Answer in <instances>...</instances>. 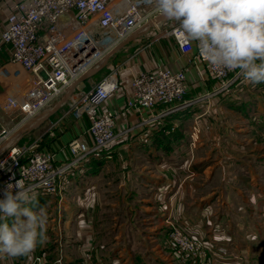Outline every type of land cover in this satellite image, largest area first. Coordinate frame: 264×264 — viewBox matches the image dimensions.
<instances>
[{
	"label": "rangeland",
	"instance_id": "374dc122",
	"mask_svg": "<svg viewBox=\"0 0 264 264\" xmlns=\"http://www.w3.org/2000/svg\"><path fill=\"white\" fill-rule=\"evenodd\" d=\"M176 24L178 23L173 21L171 26ZM168 30L170 29L153 31L144 44L150 45L152 40H160L159 37L172 38L164 36L168 34ZM133 51L134 49H131L129 53L132 54ZM121 56L117 63L121 62L124 55ZM9 57L5 64H0V131L5 132L24 121L26 115L16 108V104L20 105L19 100L23 99L20 97L21 94L36 81L33 75L25 73L19 66L12 64L11 54ZM110 63L112 64V61ZM110 63L105 64L101 71L74 89L72 98L67 99L40 127L15 141V145L24 150L21 166L26 167L27 163L24 159L34 154H49L53 157L51 169L58 173L59 166L54 164L52 151L55 145L51 147V143L54 136L59 138L64 136L65 132L70 133V126L69 129L68 127L63 129L64 126L60 124L59 120L62 118L69 124L79 119L85 124V135L89 142L84 138L80 141L78 137H74L64 144L66 151L73 158L75 153L70 149L72 140H78L82 144V149L94 144L92 124L85 113L78 112L83 105H73L76 102V95L88 94L98 81L116 72V70L109 71ZM214 81L216 83L214 82L206 90H196L191 96L187 94L185 99L194 102L186 108L180 118L170 119L172 113H167L169 106L160 105L155 108H159L161 116L152 125H155L159 132L151 131L153 134L149 135L151 138L148 148L135 146L134 142L127 145L123 143L124 139L129 142L137 135L129 126L118 129L119 114L105 106V103L116 93L100 108V113L108 110L115 112L112 129L117 137L109 148L97 152V155L104 156L102 158L104 164L102 162L103 166L99 169L100 207L94 212L95 219L93 216L90 220L93 224L89 228H83L81 232H84V236L81 241L75 240L76 237L71 240L73 244L80 242V246L85 245L81 250L82 264H88L89 261L95 264L92 253L94 249L102 248L101 246L105 249L100 251L107 253L109 250L120 255L119 260L125 262L124 264H159L154 259L156 256L163 261V264H215V259L210 256V251L215 249V242H211L203 233L208 215L204 217L199 206L201 203H207L210 198L214 204L209 210L210 214H220L221 209L226 207L227 213L224 216L234 222L236 219L244 221L242 236L244 233L252 237L249 240L230 242V249L243 241V248L248 253L243 264H264V83L256 84L258 88L247 91L242 89L245 84L243 77L225 90L221 89V82L215 79ZM245 85L250 86L248 83ZM62 97L52 99L44 110L52 109ZM127 100L128 98L125 101V109L149 112V116L141 120V123H147L146 126L151 125L148 124V120L158 114L152 113L155 109L150 111L127 109ZM256 103H259L261 110H256L258 109ZM41 112L35 116L40 115ZM44 129L47 132L43 133L41 141L32 139ZM49 135L52 142L50 138L47 139ZM14 139L9 137L3 144L0 143L1 151L13 145ZM120 142L122 144H118ZM109 154L122 156L106 159L105 156ZM10 162H12L11 158L8 163ZM138 175L153 177L160 175L165 180L163 186L167 191L173 187L170 192L165 191L161 199L164 206L168 201L174 202L172 205L174 208L179 206L182 213L179 218H171L175 209H170V212L166 208L163 209V213L160 214H164V217L159 215L160 219L149 214L153 211L151 203L154 202L152 200L154 190H151V185L146 184ZM58 176L54 182L58 186L57 193L41 197L50 196L47 200L54 202L60 200L63 196V181ZM4 178L6 180V177ZM147 185L151 193L144 188ZM178 186L183 188L177 195L175 190ZM147 205L150 208H146ZM93 228L96 239L92 236ZM71 229L74 231L76 227ZM246 229L250 232L247 233ZM87 233L92 237L90 242L87 241L85 235ZM52 241L54 247L51 251L56 249L59 258L54 262L61 264L62 243L58 237ZM232 249L228 254L229 257L234 256ZM22 257H5L0 259V264H40L41 262L45 264L42 255H34L31 258L29 255L25 256V259H21ZM119 264H122L121 261Z\"/></svg>",
	"mask_w": 264,
	"mask_h": 264
},
{
	"label": "built area",
	"instance_id": "2783aa9c",
	"mask_svg": "<svg viewBox=\"0 0 264 264\" xmlns=\"http://www.w3.org/2000/svg\"><path fill=\"white\" fill-rule=\"evenodd\" d=\"M158 13L155 4L149 0L16 1L7 17L0 40L8 46L12 64L19 66L25 73H30L36 80L21 94L23 99L19 100L20 105L16 104V108L26 115L22 122H29L43 111L52 99L66 90L70 81L80 78L85 70L100 62L108 49L121 44L133 33L141 32L145 24ZM63 14L68 19L59 22V17ZM169 29L164 36L172 37L182 54H192L193 59L204 64L210 76L222 83V90L242 79L239 70H222L209 64L202 56L197 42L187 40L179 30V24ZM111 76L101 79L73 105H83L78 112L85 113L89 118L94 144L82 149L78 140H72L70 149L75 153L74 161L59 167L57 173L51 169L53 157L49 154H34L24 159L26 167L21 166L24 150L12 142L13 145L0 152V199L3 198V190L7 184H15L18 180L23 181L26 187L32 186L38 195H54L57 193L58 186L54 182L58 175L59 179L63 178L71 165L109 148L115 142L117 136L112 129L115 112H99L106 100L120 90L117 78L113 83L109 82ZM131 84L133 88L126 102L127 109L150 111L166 105L170 107L167 111L170 114L186 109L194 102L185 99L189 85L184 70L172 71L157 67L138 73ZM160 116L158 113L148 120V124H153ZM15 126L8 132L0 131L1 144L9 137L16 139ZM81 150L84 152H79ZM10 158L12 162L8 163ZM37 261L40 263V260ZM88 264L92 263L89 261Z\"/></svg>",
	"mask_w": 264,
	"mask_h": 264
},
{
	"label": "crops",
	"instance_id": "0c3cea01",
	"mask_svg": "<svg viewBox=\"0 0 264 264\" xmlns=\"http://www.w3.org/2000/svg\"><path fill=\"white\" fill-rule=\"evenodd\" d=\"M16 1L18 0H0V36L6 26V20L9 13L11 12V8ZM161 15L162 14H157L152 17L151 20L145 24L143 30L140 32V35L138 37H136L127 45L111 54L107 61V63H110V61H112V64L110 63L109 65V71L111 72L112 70H116V72H118L117 77L119 81L120 90L105 103V106L109 109L117 111V114H119L117 117L118 129L121 127L123 128L129 126L130 129L133 130V133L137 135L134 140H131L129 142H126V140L124 139L123 143H125V145L134 142L135 146L137 145L148 148V145H150L149 141L151 138L149 137V135L153 134L151 133V131H155V133L159 132V129H157L155 125L151 124L146 126L141 124V120L147 118L149 116V112L136 110L131 111L126 110L124 107L125 101L130 94V82L132 78L135 77L138 73L153 70L157 67H165L172 71L184 70L189 85L188 96H191L193 93H195L196 90L199 91L208 89L215 82L214 79H212V77L210 76L204 64L198 62L196 59H193L192 54L184 55L179 51L173 38L167 39L164 37H159L160 40H152L150 42V45L149 43L144 44L145 41L151 36L153 31H157L159 29L165 30L171 27L173 20L166 19L164 21H158L157 23L152 22ZM131 49H134L132 54L129 53V50ZM147 49L151 51L156 50V52H149V50L147 51ZM122 54L124 56L123 58H121V62L117 63V61L120 59L119 57H122ZM9 56L10 54L8 46L2 44L0 40V64H5L9 60ZM102 69L103 68H101L99 71H101ZM84 81L79 82L74 87V89H76L79 85H83ZM243 82L245 84L248 83L245 80ZM245 84L244 86H242V89H245L247 91L252 88H258L256 84L251 85V83H248L250 84V86L247 87ZM66 93L64 95H66ZM56 103L53 105V107L56 105ZM256 104L258 108L256 110L258 111L260 109V107L258 106L259 103ZM52 110L53 108L49 110L45 109L41 112V114L43 113L42 115L40 114L34 116L29 122L22 124L19 130L25 127H29L31 123H37V121H44L49 119V117H51L49 113ZM185 110L186 109H181L179 111H176L175 113H172L170 119L180 118L182 116V113L185 112ZM159 111V108H157L152 113H159ZM63 115H65V113H63ZM65 120L66 119L63 120V118L59 120L60 124L64 126L63 129H67V127L70 126V129L68 127L70 133L65 132L66 134L59 138H55L54 136L53 143H51V147L53 145L56 146V148L55 146L52 147V151L54 152V164L59 167L68 165L74 161L73 156H71L70 153L65 149L64 144H66V142L70 141L74 137H78L80 141L86 139L87 142H89L85 135V124L81 119L70 124L67 123ZM40 125L38 127H40ZM38 127L32 129L31 131H26L22 133L21 135H18V137L16 136V139H14L13 142H17L18 139H22L25 135L35 131ZM43 131L32 139L36 141H41V136H43L47 132V130L45 131L44 129ZM33 136L35 135L33 134ZM47 139L51 141L52 138L49 135ZM118 144H122V142ZM121 156L122 155L118 154L117 156L109 154L105 156V158L113 159ZM102 158H104V156L101 157L100 155L93 154L90 156H86L81 161L75 163L74 165H71L63 175V196L60 197V200L58 202H54L51 200L48 201L47 199L50 196L44 197L46 201L42 206L46 207L48 213V224L46 232L47 240L45 243L36 247V249L30 254V258L34 255H42L45 259V264H55L54 261L59 258L57 256L56 249L54 251H51V248L54 247V241L52 240H55L58 237L63 247L62 257L60 258L61 264H82L81 258L83 256V252H81V250L85 245H81V247L80 242H76L73 244L71 240L75 239V237V240H82L84 232L81 231L84 230L83 228H89V226L93 224V222H91L90 220L93 216L95 219L94 212L97 211L100 207V187L98 186V176L100 175L99 169L104 164ZM107 163L108 161L105 162L104 166H106ZM138 177L140 179H144L146 184L151 185V190H154L152 196V200H154V202L152 201L151 203L153 211L149 212V214H152L155 217H158L160 215L163 218L164 214H160L163 209H168V212H170V209H175V211L171 214V218H179V215L182 214L180 212L179 206L177 205V207L175 206V208L174 206L172 207V205H174L173 201H168L167 205L164 206L163 200L161 199L165 191H167L165 186H163L165 180L162 179L160 175H154V177L147 175H138ZM144 188L151 193V190L149 189L148 185L144 186ZM172 188L173 187H171L167 192H170ZM182 188L183 187L178 186L177 190H175V193H177L178 195ZM210 200L211 198L207 201V203H205L206 205L202 203L199 205L204 217L208 215L205 221V229L203 233H205L206 237L209 238L211 242H215V249H212V251H210V256L215 259V264H243L244 258H247L248 255V253H246L243 248V241L240 244L234 246L233 249L231 248L234 251V256L232 255L233 257H229L228 254L231 251L230 242L239 240H249L250 238H252L250 234L249 237L244 235V233V237L242 236L244 221H242L241 219H236L237 221L235 220L234 222L230 218L227 219V216H224L227 213L226 207L225 209H223L224 207L221 209L220 214H210L209 210L214 205L213 202H211ZM168 204H171V206ZM146 208H150L149 205H147ZM128 209L131 210V208ZM72 227H76V230L73 231L71 229ZM234 232L236 233L234 234ZM246 232L249 233V229H246ZM85 235H87L88 242L92 241V237L88 236V233ZM92 236L93 239L96 237L94 228ZM101 247L102 248L94 249L93 253L91 252L93 259L95 260V264H119V261H121L122 264L125 263L122 262V260H119V258H121L120 255H118L117 253H112L109 250L107 251V253H105V251H100L101 249H105L103 246ZM24 257L25 256H23L21 259H25ZM154 259H156L159 264H163V261L157 256Z\"/></svg>",
	"mask_w": 264,
	"mask_h": 264
},
{
	"label": "clouds",
	"instance_id": "9594fccd",
	"mask_svg": "<svg viewBox=\"0 0 264 264\" xmlns=\"http://www.w3.org/2000/svg\"><path fill=\"white\" fill-rule=\"evenodd\" d=\"M149 2L164 17L176 21L187 40L197 42L213 67L239 70L253 85L264 83V0ZM37 195L21 180L4 188L0 199V259L28 256L46 242L48 213Z\"/></svg>",
	"mask_w": 264,
	"mask_h": 264
},
{
	"label": "bare ground",
	"instance_id": "6f19581e",
	"mask_svg": "<svg viewBox=\"0 0 264 264\" xmlns=\"http://www.w3.org/2000/svg\"><path fill=\"white\" fill-rule=\"evenodd\" d=\"M158 14H160V13H158ZM157 19V18H156ZM155 19V20H156ZM137 33V32H136ZM134 34V33H133ZM120 45V44H119ZM118 44L117 45H115V46H113V47H111L110 49H108L104 54H103V57H102V59H101V61L100 62H97L94 66H91L89 69H87V70H85L84 71V73L85 74H87L88 72H90V71H92V70H94V69H96V68H99V67H102V66H104V64H106V62H107V60H108V57H109V55L110 54H113V52H114V50L119 46ZM115 73V74H114ZM84 74V75H85ZM112 75V76H111ZM110 76L111 77H109V82L110 83H113L114 81H115V79L117 78V75H116V72L114 71V72H112V74H111ZM83 76V75H82ZM81 76V77H82ZM80 77V76H79ZM80 77V78H81ZM77 78V79H76ZM75 79H73L72 81H70L69 83H68V86H67V88H66V90L65 91H63L62 93H60V94H58V96H56V98L57 97H61V96H63L67 91H69L72 87H75L79 82H78V80L80 79V78H78V77H76ZM134 78V77H133ZM132 78V79H133ZM117 80H118V78H117ZM139 87H141L140 85H139ZM132 84H131V82H130V93H132ZM82 96H84L82 93H79L78 95H76V102H78L77 100H79ZM70 98H72V95H70L69 97H68V99H70ZM43 120H41V121H37V123H31V125L29 126V127H25V128H23V129H20L19 130V128L21 127V125L22 124H24L25 122H22L20 125H16L15 127L17 128L15 131H14V136H18V135H20V134H22V133H24V132H26V131H29V130H31L32 128H34L35 126H37V124L38 123H40V122H42ZM102 137V136H101ZM1 147L2 146H0V151H1Z\"/></svg>",
	"mask_w": 264,
	"mask_h": 264
},
{
	"label": "water",
	"instance_id": "95a60500",
	"mask_svg": "<svg viewBox=\"0 0 264 264\" xmlns=\"http://www.w3.org/2000/svg\"><path fill=\"white\" fill-rule=\"evenodd\" d=\"M67 15L66 14H63L59 17V22H63L65 20H67ZM167 18L164 17L163 15L157 17L156 20L152 21L153 23H157L158 21H164L166 20ZM152 24V23H151ZM140 35V32H137V33H134L132 34L131 36H129L125 41H123L115 50L114 52H116L117 50H119L120 48L124 47L125 45H127L129 42H131L133 39H135L136 37H138ZM113 52V53H114ZM105 65V64H104ZM104 66L102 67H99V68H96L90 72H88L87 74L83 75L79 80L78 82H82L86 79H88L89 77L95 75L101 68H103ZM74 87H72L67 93L66 95L63 96V98L60 99L59 102L56 103V105L53 107V110L49 113V115L53 114L65 101H67L68 97L72 94V91H73ZM48 115V117H49ZM47 119V118H45ZM45 121V120H44ZM44 121L40 122L37 124V126H35L34 128L38 127L40 124H42ZM32 128V129H34ZM31 129V130H32ZM29 130V131H31ZM21 135V134H20Z\"/></svg>",
	"mask_w": 264,
	"mask_h": 264
},
{
	"label": "trees",
	"instance_id": "16d2710c",
	"mask_svg": "<svg viewBox=\"0 0 264 264\" xmlns=\"http://www.w3.org/2000/svg\"><path fill=\"white\" fill-rule=\"evenodd\" d=\"M37 199H38L40 205H43L44 202L46 201V199H44V197H41V195H38Z\"/></svg>",
	"mask_w": 264,
	"mask_h": 264
}]
</instances>
